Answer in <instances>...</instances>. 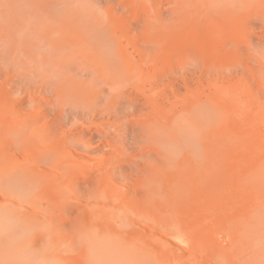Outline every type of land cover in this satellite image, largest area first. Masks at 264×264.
Masks as SVG:
<instances>
[{"label":"bare ground","instance_id":"bare-ground-1","mask_svg":"<svg viewBox=\"0 0 264 264\" xmlns=\"http://www.w3.org/2000/svg\"><path fill=\"white\" fill-rule=\"evenodd\" d=\"M28 4L0 24V264H243L246 249L264 263V202L253 200L264 184V136L253 130L242 150L243 140L227 139L219 154L210 138L216 99L237 113L240 93L178 105L177 70H143L159 45L128 41L134 31L157 34L156 13L138 9L133 25L116 22L110 4ZM243 70L213 73L243 80ZM220 173L222 217L211 197ZM169 213L187 222L164 223Z\"/></svg>","mask_w":264,"mask_h":264},{"label":"rangeland","instance_id":"rangeland-1","mask_svg":"<svg viewBox=\"0 0 264 264\" xmlns=\"http://www.w3.org/2000/svg\"><path fill=\"white\" fill-rule=\"evenodd\" d=\"M26 1H27V4L29 3L28 6L31 4L30 7L34 6L35 9H42V8L46 9L52 6L57 7V8H62L60 6H63L65 3H66L65 7L67 8H71V5H69V3H72L73 6H76L75 7L76 9L77 7L78 9H81V6H84V4L90 6L89 8L91 9L92 5H93V8H97L96 5L100 4V2L101 4L103 3L102 2L103 0H99V1L97 0V2H99L98 4L96 0H90V2L89 0H85L84 3H81V1L83 2V0H76V1L66 0L68 1V3L65 0H54V1L38 0L39 2H43L41 3L42 4L41 5L36 0L38 2L37 4L38 7L37 6L35 7V3L32 4L34 0H30V1L29 0H24V1L23 0H0V24H2L3 22V19L1 17L2 14L5 15L9 11H12V10L15 11L14 9L17 10L18 8L22 7L23 4L26 5ZM62 1H65V2L62 3ZM116 1L117 2L115 1L114 2L117 3L116 4L117 6L114 5L113 1L108 4L107 2L109 1H104L103 3L104 5L107 4L108 6L110 4V7L113 6V8L112 7L111 8L112 10L114 9L117 15L119 13L121 14V16L115 15L116 16L115 19L117 21L115 19L114 21L116 22L121 21L125 17V20H127L126 18H128L127 21L135 25L136 17L143 16V14L145 15L150 14L151 16H153L154 13L158 14L157 27L160 31L156 29L157 34H156V31L154 32V30L151 31V33L149 32L152 36L148 33L147 34L142 33L141 31L139 32L134 31L132 32L131 35L129 34L130 39L129 38L127 39H129L128 41L130 42L134 40L136 43L146 41L145 43L147 45L149 44V48L151 47V44L153 42L159 45V48L157 49V51L150 49V51L146 53L147 55L146 57H149L148 55L150 53L151 59L150 58L149 59L152 61L151 63L150 61H148V64L152 66H145L143 67V70L145 72H150L151 74H152V71L157 73L158 71L161 70V68H167V69L173 68L177 70L176 72L180 77L178 76L177 78L178 81L176 82V86L181 92L178 105H183L185 103H188L189 100H191L192 98H196L200 96H202V98L205 95H212V96L217 97V94L215 92L217 93L221 92L220 95L224 97L225 99L232 97L235 93H238V94L240 93L242 99H244L243 100L244 102H242V104L240 103L238 104L237 102L235 103L237 113L244 112L245 117L247 115L246 122H244L243 120L244 123L241 122L242 120L238 119L239 125L236 121L237 119L233 116V114L236 115L237 113L236 112L232 113L231 111H227L226 109L227 106H225L224 102L220 100L221 98L219 97L220 99L219 98L216 99L217 109L215 110V112L211 111L212 117H210L211 119L210 138H211L212 152L214 154H219V151H220L219 147L221 145L225 146L224 144L225 142L229 140L232 141V139L235 137H236L235 139L243 140L241 144H238V146L240 145L239 149L241 148L242 150V148L244 147L243 143L246 142L245 137H249V135L253 132V130L254 132H256L255 134L258 137L262 138V136H264V132H263L264 122L262 123V121H264V118H263L264 117L263 115L264 114V0H260L259 2L258 1L255 2L256 0L254 1L253 0H249V1L248 0H244V1L243 0H139L138 2V0H136L135 4L133 0H127V2L132 1L131 4L130 3L124 4L126 3L125 0H116ZM136 2L138 5H136ZM151 2L153 3V5ZM45 3L47 7L44 8ZM89 3H91L92 5ZM250 3L252 4V7ZM128 4H130L132 7L128 6ZM245 4H248V5H245ZM249 4H250V8H249ZM39 5H40V8H39ZM100 5H99V8L101 9L97 8L96 10L99 9L98 11L105 12L104 10L109 9L110 11L109 7L105 8L106 6L104 7V5H101V6ZM88 6H84L85 9ZM138 7H140L141 9ZM102 8L104 10H102ZM152 8H154L153 11L155 12H151ZM138 9L140 10L139 11L140 15L139 13H137ZM134 10L136 13L134 12ZM125 13H127L126 16H125ZM150 15L149 16L146 15L147 17H143V18L150 19L151 18ZM119 18H122V19H119ZM123 22H119V23L123 24ZM18 23L22 25L23 22H18ZM119 23L118 25H121ZM14 27L15 28L17 27V22L14 24ZM8 29L13 30L11 28H8ZM6 32L13 34L11 31H6ZM158 34H159L158 36L159 38L156 39L157 37L156 35ZM133 35H136V36H133ZM146 59L148 60V58ZM151 67L153 68L151 69ZM233 68L238 69V70L246 69L243 71H245L247 79H243V80L242 78L241 79L237 78L235 80L234 79L233 80L232 79H229V80L221 79L223 81L222 82L219 78H215L214 76V73H213L214 70H216L215 74L217 72L226 74L228 69H233ZM232 83L233 84L236 83L238 85L235 84L233 86ZM186 85H187V88L189 87L190 88L189 89L184 88L186 87ZM230 86L232 87L231 89L228 88ZM250 89H252L253 91L255 89V92L260 96L259 98L260 100L252 103L251 101H249L250 99H247L249 96L247 95L249 93L247 91H249ZM245 109L246 111H244ZM257 114H258V117L261 116L259 117V119L258 117H256ZM221 115L226 116L228 119L230 118V120L235 121V124L237 123L238 128L235 126L231 128L233 131H230V128L228 130V127L225 126L227 119H224V117L222 119ZM248 119L250 120V122H247ZM247 123L249 126L247 125ZM243 124H244V127H243ZM250 127H251V130H250ZM258 127L263 130H258ZM261 132H263V134ZM238 146H237V149H238ZM236 153L239 154V152H235V154ZM235 157L237 158L238 156H235ZM218 175L220 177L216 175L217 182L211 188V193H212L211 197L214 200L212 209L216 211L218 209V213L222 217V214H221L222 208L220 207L222 203L221 198H222V194L224 196V192L226 191H224L225 190L224 188L225 181L223 180L224 174L220 173ZM218 177L221 178L222 180H220ZM241 187L243 189L242 191H244L243 194L246 195V191H247L246 187H243V186ZM260 187L258 188L260 189L259 193H258V189H256V191L254 192L256 196L255 197L253 196V200L255 201V199L259 197L258 202H261V201L264 202V197H262V195L264 196V189H263L264 184H262V186ZM216 190H217V193H215ZM258 195H260L261 198L263 199H260V196ZM257 200L255 202H257ZM211 213L212 214H210L209 224L212 227V229H216L218 234L220 233L219 234L220 238L223 241V239L225 238V231L223 230L224 229L223 220L222 221L220 220L221 217L218 214H213L212 211ZM171 215L173 218L172 217L170 218ZM171 215L170 213L166 215V217L164 218L166 222L164 223H167V222L169 223L185 222L186 223L187 222V219L185 218L181 217L182 218L181 220H183L181 221L180 218L178 219L179 216L176 217L175 214H171ZM214 215L215 216L218 215L217 218ZM211 216H212V219H211ZM175 217L178 219V221L177 219H175ZM166 218H168L169 220ZM172 219L176 220L177 222L176 221L173 222ZM217 220H219L221 222L220 224H223V225L220 226ZM217 224L219 226H217ZM223 232H224V235H223ZM250 249L251 248H249V250ZM254 250H255L254 248L250 250L251 255L256 253L254 252ZM246 251L245 252L244 250L241 251L239 253L240 255L238 254L241 258H237V259H241L240 262H242L243 264L244 263L248 264V262L249 264L250 262L254 264L253 263L254 260L253 258L250 259L249 253L247 254L249 256H243V255H246V253L248 252ZM200 254L202 256V253ZM201 256H198V257L200 258ZM256 256H259V254L257 255L256 253ZM242 257H245L246 260L249 258V260H253V261L248 260L247 262ZM231 259L233 260L234 257H232ZM254 259H255V263L257 262V260H259L257 258H254ZM229 261L231 260L229 259ZM260 262L261 260H259L257 264H259Z\"/></svg>","mask_w":264,"mask_h":264}]
</instances>
